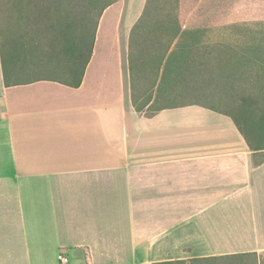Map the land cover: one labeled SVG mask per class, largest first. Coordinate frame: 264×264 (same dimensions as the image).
Segmentation results:
<instances>
[{
	"label": "crops",
	"instance_id": "0c3cea01",
	"mask_svg": "<svg viewBox=\"0 0 264 264\" xmlns=\"http://www.w3.org/2000/svg\"><path fill=\"white\" fill-rule=\"evenodd\" d=\"M146 2L116 0L96 26L65 31L33 15L53 10L46 0H24L20 30L0 25V264H204L191 259L264 252V149L237 126L252 116L234 103L147 116L130 100L129 33ZM251 5L180 0L179 17L184 28L264 21Z\"/></svg>",
	"mask_w": 264,
	"mask_h": 264
},
{
	"label": "trees",
	"instance_id": "16d2710c",
	"mask_svg": "<svg viewBox=\"0 0 264 264\" xmlns=\"http://www.w3.org/2000/svg\"><path fill=\"white\" fill-rule=\"evenodd\" d=\"M35 1V0H34ZM116 0H46L47 5L53 6L43 12L33 14L35 17L47 18L53 22L63 21L67 25L65 31L70 30L71 23L80 22L84 24L93 23L95 26L99 21L102 11ZM39 2V1H38ZM37 2V4H38ZM160 5V0H147L144 10L138 20L132 26L129 33L128 68L133 88L136 78V69L140 68L143 75L142 80L147 78V83L151 84L149 91L146 92L144 101L138 105L132 92V103L138 111L142 106L154 107L150 116L156 111L165 107H176L187 104H199L212 109H217L219 104L234 103L242 108L241 113H248L252 116L250 122L244 125L237 124L243 133L246 142L251 150L264 149V115L260 119H255L261 112L260 101L264 100V93L258 102L260 95H246L239 93L233 88V81L242 79L236 74L237 64L236 50L226 52L225 56L218 54L216 57L207 55H192L191 53L179 55L180 48L187 44L188 52L194 48L193 42L183 41V37L193 28H184L179 17L180 0H166L168 6L159 7L158 11L150 18V23L146 25V17L149 16L150 6L154 3ZM64 6L63 8H55ZM154 7V6H153ZM168 8L167 9H165ZM173 7V8H172ZM165 30L167 36L159 38L154 31ZM83 33V29L81 30ZM93 34L91 33L90 50L92 46ZM256 50L253 48L252 51ZM210 48L208 52L211 53ZM246 53V51H245ZM87 60L82 62V71ZM151 72V73H149ZM172 80L173 86L168 93H165V84ZM223 86H220L221 82ZM219 85V86H218ZM211 88L209 89V87ZM184 99L185 102L179 104L164 105L166 99ZM193 98V99H192ZM209 98L210 101H204ZM157 104H161L156 106ZM264 109V107H263ZM244 111V112H243ZM251 254V253H240ZM255 254V253H254ZM239 255V254H233ZM230 256V255H223ZM213 257L194 258L192 261L208 260ZM185 260L159 261L152 264H178L185 263Z\"/></svg>",
	"mask_w": 264,
	"mask_h": 264
},
{
	"label": "rangeland",
	"instance_id": "374dc122",
	"mask_svg": "<svg viewBox=\"0 0 264 264\" xmlns=\"http://www.w3.org/2000/svg\"><path fill=\"white\" fill-rule=\"evenodd\" d=\"M250 3H256L260 8H264V0H245ZM171 3V0H168ZM24 0H0V25L5 27V30L8 32H18L24 23ZM154 6V7H153ZM153 6H150L149 16L146 17L145 23L148 25L150 23V18L158 11L159 7L168 6L166 0H160V5L158 3H154ZM254 6V5H251ZM254 6V7H255ZM165 7V9L168 10ZM173 8V7H172ZM244 8H248V6H244ZM155 35L159 38H165L167 36V32L165 30H157L154 31ZM107 36H111V30L106 31ZM183 41L185 42H193L194 48L191 52H188L187 44L183 45L177 54H192V55H201L206 58L207 55L210 57H216L218 54L225 56L226 52H233L236 50L237 54V64L234 65L236 71H248L251 73V80L248 83V80H234L233 81V89L238 91L239 93L244 94H252V95H260V91L262 94L259 96L260 101L263 93H264V21H250L248 25H242L240 27L235 28H193L189 30L183 37ZM40 47V46H37ZM109 50V58H108V67H112V63H114V53L111 52L114 46H106ZM212 49L211 53L208 52L209 49ZM253 48H256V50ZM246 51V53H245ZM113 54V55H112ZM151 73V72H149ZM142 70L140 68L136 69V78L135 83L130 92V100L132 102V92L137 104L140 105L144 101L145 94L149 91L151 84L147 83V78L144 81L142 80ZM222 80L219 83L220 86H223ZM131 84V79H130ZM218 85V86H219ZM173 86V81L169 80L165 84V93H168ZM211 86L209 87V89ZM193 99V98H192ZM182 101H186L184 99H166L164 101V105L171 104H179ZM204 101H210L209 98L204 99ZM260 109L261 112L256 115L255 119H260L261 116L264 115V100L260 101ZM133 104V103H132ZM161 104H157L159 106ZM134 106V105H133ZM135 108V107H134ZM154 110V107H146L142 106L138 110L140 114H148ZM263 113V114H262ZM262 114V115H261ZM261 115V116H260ZM264 157V153H260L257 159H261ZM202 261V260H201ZM204 264H264V252H260L259 254H239V255H230V256H221V257H213L208 260H203ZM182 264V263H178ZM185 264V263H183Z\"/></svg>",
	"mask_w": 264,
	"mask_h": 264
},
{
	"label": "built area",
	"instance_id": "2783aa9c",
	"mask_svg": "<svg viewBox=\"0 0 264 264\" xmlns=\"http://www.w3.org/2000/svg\"><path fill=\"white\" fill-rule=\"evenodd\" d=\"M59 261H60V264H64L66 261H67V258L63 255H60L59 256Z\"/></svg>",
	"mask_w": 264,
	"mask_h": 264
}]
</instances>
